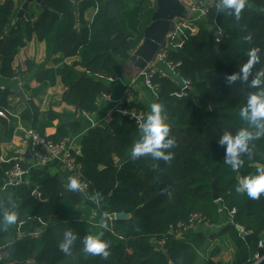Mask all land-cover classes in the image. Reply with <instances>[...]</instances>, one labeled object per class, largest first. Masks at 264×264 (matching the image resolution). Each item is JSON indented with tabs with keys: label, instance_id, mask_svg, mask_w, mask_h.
I'll return each instance as SVG.
<instances>
[{
	"label": "trees",
	"instance_id": "trees-1",
	"mask_svg": "<svg viewBox=\"0 0 264 264\" xmlns=\"http://www.w3.org/2000/svg\"><path fill=\"white\" fill-rule=\"evenodd\" d=\"M41 1L44 7L37 4L38 11L27 9L18 17L23 0H0V77H23L22 89L28 97L15 117L11 97L16 90L0 87V144L11 141L17 123L54 143L77 132L80 123L73 120L75 114L96 110L98 99L108 93L106 81L122 76L155 10L154 0H116V4L109 0ZM263 15L264 0H247L239 22L211 8L199 21L198 32L186 35L181 49L169 51L168 60L179 63L175 75L153 76L157 100L175 139L174 147L166 150L172 153L171 161L150 156L133 159L131 148L142 133L135 119L120 111H112L109 122L93 126L81 136L80 155L72 153L88 185V195L96 197L102 215L125 213L129 218L106 220L105 229L100 221L83 214L75 192L61 179H46L37 189L38 199L28 196L18 203L14 226L23 222L33 230L40 224L32 223L40 218L50 216L49 221L42 224L38 237L24 235L4 246L0 264H193L198 249L209 239L200 228L208 230V226L199 225L181 239L168 236L161 248L151 241L166 236L170 225L191 213L204 216L209 226L224 222L217 234L225 235L234 247L230 262L213 260L219 252L214 249L205 264H253L264 235V194L253 200L235 188L241 177L264 165V137L250 142L252 156L243 155L244 164L236 172L224 163L225 148L218 138L225 130L235 133L245 126L239 109L247 94L256 89L241 81L228 85L225 77L246 62L251 47L261 49V59L249 81L264 70ZM12 22L4 35V28ZM248 35L251 42L245 40ZM32 37L44 42L45 61L25 60L24 70H20L14 59ZM32 79L38 82L33 88L27 85ZM57 79L65 87L60 103L73 106L74 113L42 112L35 103ZM182 81L189 82L188 89H182ZM130 106L143 110L135 103H124L122 108ZM52 126L55 132L46 135L45 130ZM11 166L12 161L0 162V194ZM213 179L217 201L211 194ZM232 209L236 212L230 218ZM238 226L250 233H240ZM65 230L77 236L70 255L58 247ZM87 235L108 243L107 259L83 251Z\"/></svg>",
	"mask_w": 264,
	"mask_h": 264
},
{
	"label": "crops",
	"instance_id": "crops-1",
	"mask_svg": "<svg viewBox=\"0 0 264 264\" xmlns=\"http://www.w3.org/2000/svg\"><path fill=\"white\" fill-rule=\"evenodd\" d=\"M15 2L17 0H14ZM132 54V53H131ZM33 60L36 64H40L45 61V44L43 41L37 40L32 37L28 43L20 49L19 53L14 59V66L24 70V61ZM72 59L67 60V62ZM48 66L53 64L49 61ZM141 71L134 68L130 62L126 65L122 76L115 80L106 81L108 93L102 95L97 101L96 110L92 113L77 112L73 120L80 123V128L77 132L73 133L66 141L67 145L72 150L79 151V142L81 136L85 134L91 127L104 124L109 114L114 111L116 104L119 100L124 97V92L127 86H129L130 94L125 97L126 103H135L140 105L145 112V117L150 112V105L154 102L157 103L156 91L147 87L144 82V77L140 74ZM156 73L162 76L172 77L173 74L170 68L164 63H156ZM23 77L5 79L0 77V87H11L13 89L23 91ZM27 85L31 88L36 87L38 82L34 79L27 82ZM65 87L60 83L59 79L56 80V84L49 86L45 93L40 96L39 99L35 100V103L39 106L40 111L44 112L51 109L57 113H74L75 108L65 103H60V98L64 92ZM26 96L22 99L19 96L11 97V107L13 111L11 113L14 116H18L21 110L24 108L25 101L27 100V94L23 91ZM57 121L53 122L56 125ZM23 126L20 123L16 124L14 135L8 143L0 144V162L6 161L9 157L15 153L29 151L27 140L24 136ZM55 132V127H48L45 130L46 135H51ZM26 159V158H25ZM26 174L22 180L6 189H3L0 194V218H2V212L4 210L14 211L18 203L22 199L28 196H33L37 192L38 187L41 183L49 178H60L67 186V177L59 168V161L56 158L49 160L44 164H37L33 159H26ZM81 200L79 209L83 214L93 220L104 221L109 220L108 215H102L99 212V205L97 199L94 196L80 194ZM224 225L220 223L218 225L208 226V230L200 228L203 232L209 234L208 242L205 246L201 247L197 251V256L193 264H205L206 258L210 252L214 249H219L218 254L213 258L215 261H221L228 263L231 261L234 254V247L232 243L227 240L225 235H218V231ZM39 226V225H38ZM20 228L24 232L31 231L30 227L23 223L20 227L18 225H10L3 229H0V248L9 244L14 240L15 234ZM198 228V227H197ZM213 234V238L210 236ZM264 244V235L262 239V246ZM260 247V246H259ZM264 248V247H263Z\"/></svg>",
	"mask_w": 264,
	"mask_h": 264
},
{
	"label": "clouds",
	"instance_id": "clouds-1",
	"mask_svg": "<svg viewBox=\"0 0 264 264\" xmlns=\"http://www.w3.org/2000/svg\"><path fill=\"white\" fill-rule=\"evenodd\" d=\"M247 0H216L215 7L217 13L233 16L239 22L241 13L245 8ZM251 35L245 40L251 42ZM261 49L251 47L246 55L247 60L239 66V70L227 74L225 79L228 85L236 81L248 83L254 92H249L245 104L239 109V117L245 122V126L239 128L235 133L225 130L218 138L219 144L225 148L224 163L230 166L233 172L238 171L244 164L243 155L252 156L250 142L264 137V70L256 72L255 76L249 81L255 65L260 63ZM164 107L160 103L150 105L149 114L139 124L141 137L132 148L130 155L133 159L150 156L153 159L171 161L173 156L169 150L174 147L175 139L170 136V128L163 115ZM68 189L72 192L80 190V183L74 177H68ZM235 191L246 194L248 198L256 200L264 194V165L258 166L254 173H250L238 180ZM17 214L14 211L4 210L0 218V229L14 225L17 222ZM101 227L107 229V223L102 219ZM77 236L71 230H65L63 239L59 243V249L66 255L71 254V249ZM83 251L94 256H101L107 259L109 256V245L98 236L87 235L83 238Z\"/></svg>",
	"mask_w": 264,
	"mask_h": 264
},
{
	"label": "built area",
	"instance_id": "built-area-1",
	"mask_svg": "<svg viewBox=\"0 0 264 264\" xmlns=\"http://www.w3.org/2000/svg\"><path fill=\"white\" fill-rule=\"evenodd\" d=\"M181 2L187 10L188 15L174 19L173 29L167 34L163 47H161L157 51L156 61L147 64L146 68L140 72V74L144 77L146 86L154 91H156L157 87L153 83V76L156 74V63L166 64L170 68L172 74L175 75L174 68L179 63H173L168 60L169 51L181 49L184 43L185 36L193 35L198 32L199 21L206 18L209 10L215 7L216 0H181ZM13 24L14 22H12L8 26V28H4V35L7 34L10 26ZM188 85V81H182V89H188ZM130 91L131 90L129 89V86H127L124 92V97L117 102L114 110L120 111L122 115L129 114L131 118L135 119L137 125L139 126V124L145 117V112L141 109H138L136 106H130L128 109L122 108L123 104L126 103L125 97L130 94ZM177 95L179 94L177 93ZM0 115H3V113L0 112ZM110 119L111 113L109 114L105 123L109 122ZM24 133L25 139L28 143L30 158L33 159L35 163L44 164L49 160L56 158L59 161V168L66 175L67 180L70 176L78 179L81 186L78 192L84 195L88 194V185L82 179L79 171L80 167L77 164L72 153L75 151L67 145L66 140L60 143H54L48 140L46 136L39 135L32 129H25ZM6 161H12V166L8 171L5 172L1 190L19 183L27 172L26 168L23 166V164L26 162V159L23 156V152L11 155ZM235 212V209L230 210L228 212L229 217L231 218V216L235 214ZM108 217L109 220H112L113 218V216L111 215H108ZM22 224L23 222H20L17 225L20 227ZM199 225L209 226L208 220L199 213H191L186 219L180 220L170 225L168 232H166V236L153 237L151 241L156 247L161 248L168 239V236L174 239H181L189 230L194 229ZM238 229L242 234L250 233V231L244 229L242 226H238ZM42 231V224L36 226L33 230L27 233L18 228L14 239H20L24 235H29L32 238H36L41 234ZM258 245L261 247L262 241H259ZM263 257H259L258 255H256L257 260L253 264L258 263Z\"/></svg>",
	"mask_w": 264,
	"mask_h": 264
},
{
	"label": "water",
	"instance_id": "water-1",
	"mask_svg": "<svg viewBox=\"0 0 264 264\" xmlns=\"http://www.w3.org/2000/svg\"><path fill=\"white\" fill-rule=\"evenodd\" d=\"M109 1L112 2L113 4H116V0H109ZM154 2H155V10L151 16L150 23L143 29L142 41L129 57V61L133 64L134 68L139 71L144 70L147 64H149L150 62L156 61L157 51L161 47H163L167 34L169 33V31L173 29L174 19L188 15V12L185 9L181 0H154ZM31 3L40 4L42 7H44L41 0H23L21 6L18 9L17 16L19 17L23 15L24 11L27 10V8ZM210 24L213 26L214 25L213 21H211ZM84 75H85L84 73L81 74L82 77ZM16 95L21 97L22 99L26 98V96L24 95L21 89L17 90ZM157 103H159L158 100ZM65 120L71 121L70 118H65ZM77 153L80 155L79 151ZM23 156L26 159H30L29 151L26 150L23 153ZM120 163H122V161L118 162V164ZM211 186H212V190H211L212 198L213 200L217 201L219 198L218 188L216 185V181L214 179L212 180ZM75 195L78 201L80 202L81 200L80 193L75 192ZM33 196H35L37 199L39 198L37 192H35ZM218 206L220 207V204H218ZM113 218L115 220H124L129 218V215L125 213H115L113 215ZM49 219L50 216L42 217L38 221L33 222L32 225L36 226L37 224H46L49 221ZM212 238H213V234L210 236V239ZM162 252L166 255V257H169L166 249H163ZM258 256L259 257L264 256L263 247L258 248ZM256 264H264V257Z\"/></svg>",
	"mask_w": 264,
	"mask_h": 264
},
{
	"label": "rangeland",
	"instance_id": "rangeland-1",
	"mask_svg": "<svg viewBox=\"0 0 264 264\" xmlns=\"http://www.w3.org/2000/svg\"><path fill=\"white\" fill-rule=\"evenodd\" d=\"M27 9H28V12L38 11V7L36 3H31Z\"/></svg>",
	"mask_w": 264,
	"mask_h": 264
}]
</instances>
